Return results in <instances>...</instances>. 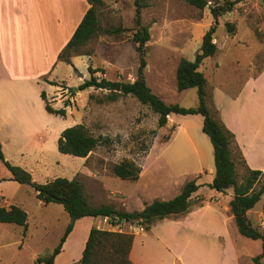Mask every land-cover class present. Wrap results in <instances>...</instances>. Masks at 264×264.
<instances>
[{
    "label": "rangeland",
    "instance_id": "1",
    "mask_svg": "<svg viewBox=\"0 0 264 264\" xmlns=\"http://www.w3.org/2000/svg\"><path fill=\"white\" fill-rule=\"evenodd\" d=\"M206 1L208 6L200 9L186 0H144L147 7L142 13V23L149 27L151 35L145 78L152 91L167 104L184 108L199 106L196 88L178 91L177 68L183 59L195 60L204 35L215 24L211 13L214 8L233 5L231 12L218 19L217 54L206 59L199 69L208 80L207 89L213 100L215 94L239 96L247 80L264 70V0ZM83 3L85 15L90 4L87 0ZM135 17L134 0H103V5L98 7L101 33L72 52V64L58 62L56 58L54 78L59 82L49 83L54 88L34 80L9 82L0 78V85L6 84V88L0 89V95L13 94L9 98V111L14 112L13 130H10L13 134L1 137L5 140V159L30 172L40 184L58 177L78 179L92 206L112 204L118 210L129 212L142 210L155 200L175 198L188 182L202 175L198 184L205 188L200 196L203 198L196 201L202 204L210 192L207 186L216 174L214 148L202 130V115H171L167 125L161 127L159 116L132 96L111 102L107 100L106 90L80 89L91 79L90 67L98 71L96 77L100 80H136L139 56L133 41L137 29ZM227 23L236 26L233 34L228 33ZM3 51L6 60L12 58L13 41H6ZM1 72L6 76V70L1 68ZM44 88L51 96L50 104L56 110L65 109L66 116L46 110L42 98ZM210 108L217 118L215 104ZM76 125H84L93 136L108 141L88 158L60 153L58 141L62 132ZM233 158L241 183L248 171L236 155ZM126 161L134 163L141 173L145 167L138 181L122 180L114 174V166ZM9 177V170L0 161V204L6 208L22 207L28 214V226L14 225L9 229L8 240L20 243L1 249L0 257L5 264L15 261L35 264V256H45L59 244L71 219L62 205H43L31 186L21 185ZM263 184L264 178L256 188ZM217 193L212 192V196ZM263 210L264 197L256 211ZM102 219L88 217L77 221L75 238L70 244L79 245L90 224L109 230L110 225L106 227ZM251 219L258 224V215H252ZM124 226V233L135 234ZM240 239L241 263L255 264L253 258L263 252L262 242L244 236ZM70 254L69 250L58 264H65Z\"/></svg>",
    "mask_w": 264,
    "mask_h": 264
},
{
    "label": "trees",
    "instance_id": "2",
    "mask_svg": "<svg viewBox=\"0 0 264 264\" xmlns=\"http://www.w3.org/2000/svg\"><path fill=\"white\" fill-rule=\"evenodd\" d=\"M90 8L85 14L81 24L74 33L72 39L62 50L58 59L61 62L72 64L70 58L73 51L84 46L101 33L98 18V7L103 5V0H87ZM189 4L205 9L208 6L206 0H186ZM136 6V30L133 41L139 56L137 78L134 82L110 81L96 77L97 70L89 68L91 79L86 81L81 90L90 88L106 90L109 92L108 101L115 102L123 96H132L143 105L148 106L159 116V124L164 127L171 115H202L204 117L203 132L206 134L214 148L216 174L209 187L219 193L232 192L229 206L234 215L240 234L246 238L261 241L263 252L253 259L255 264H263L264 259V231L254 227L248 217V211L252 210L264 195V184L257 189V185L264 178V172L251 170L246 167L242 152L237 145L234 134L226 128L218 117H214L210 106L214 108L213 96L208 92V80L199 69L203 62L214 57L218 52L215 43V33L218 28L220 16L232 11V4L223 8H214L211 13L215 24L206 32L200 51L194 61L183 59L177 68V89L179 92L196 88L199 97V106L196 108H184L179 104H167L148 86L145 78L147 68V44L151 39L148 26L143 25L142 13L147 7L144 0H134ZM229 34L236 31V26L227 23ZM51 85H57L54 82ZM46 102V110L54 115L66 116V110L54 109L47 99L46 93H42ZM108 139L95 137L84 125H76L64 130L58 141L60 153L79 158H88L99 146ZM234 154L243 162L248 173L240 183L238 178L237 163ZM0 161L4 163L11 173V180L21 185L31 186L43 205L60 204L70 216L68 224L59 244L47 255L37 258L35 264H54L56 258L62 253L65 242L74 230L77 221L92 217H108L115 226L121 220L137 222L149 230L158 221L168 217H178L186 214L192 206V197L200 189L197 180L188 182L181 193L171 200H155L147 204L142 211L128 212L118 210L113 205L92 206L85 193L83 183L78 179L58 177L46 184H40L33 180L30 172L12 165L5 159L2 144L0 143ZM113 172L122 180L136 182L140 179L141 169L134 163L126 161L115 165ZM0 223L28 226V214L20 206L10 208L0 207ZM134 235L124 232H114L93 227L89 233L83 255L77 264H133L130 260V251L133 246ZM102 258V256H104Z\"/></svg>",
    "mask_w": 264,
    "mask_h": 264
},
{
    "label": "crops",
    "instance_id": "3",
    "mask_svg": "<svg viewBox=\"0 0 264 264\" xmlns=\"http://www.w3.org/2000/svg\"><path fill=\"white\" fill-rule=\"evenodd\" d=\"M83 2L84 0H0V78L9 82L34 80L43 86L59 82L54 78L57 69L56 58L72 39L85 16ZM9 40L13 41V56L6 60L3 48ZM1 68L6 70V76L1 74ZM2 88H6V84L0 85V89ZM43 92L46 93L48 101H52L47 88H44ZM11 95H13L11 92L10 95L3 97L0 95V143L3 150L5 140L1 137L8 138L13 134L10 133V130H13L14 113L9 111ZM263 96L264 70L255 78L247 80L239 96L215 94L213 100L221 121L235 136L246 167L262 172H264ZM201 176H197V184ZM209 185L207 186L209 195L202 200V204L196 203L203 198L200 196L205 188L200 185L186 214L165 218L149 230L134 234L130 251V260L133 264H242L243 250L239 245L242 235L229 206L232 192L229 191L227 194L218 192L212 196L215 190ZM263 197L264 195L260 202L248 211L251 222L252 215H258V224L255 225L253 222L252 224L262 231L264 210L263 212L256 210ZM0 207L4 206L0 204ZM14 225L16 224L0 223V250L20 243L7 238L9 229ZM93 226L94 224H90L81 243L74 245L70 243L73 237L75 238L76 222L54 264L66 258L69 250L71 254L65 259V264L79 263ZM6 240L7 242H4ZM38 257L39 255L33 258L34 263ZM0 264H5L3 257H0ZM14 264H17L16 261Z\"/></svg>",
    "mask_w": 264,
    "mask_h": 264
},
{
    "label": "built area",
    "instance_id": "4",
    "mask_svg": "<svg viewBox=\"0 0 264 264\" xmlns=\"http://www.w3.org/2000/svg\"><path fill=\"white\" fill-rule=\"evenodd\" d=\"M102 220L103 222L106 223V227L110 225L111 228L108 231H115V229H117L115 232H124L123 231V228L125 227L124 225L128 226V229H130L131 233L137 234V233H143L145 231V228L143 226L141 225L134 226L132 223L127 221L121 220L118 225L114 226L108 217H104V219ZM103 230H107V229H103Z\"/></svg>",
    "mask_w": 264,
    "mask_h": 264
},
{
    "label": "water",
    "instance_id": "5",
    "mask_svg": "<svg viewBox=\"0 0 264 264\" xmlns=\"http://www.w3.org/2000/svg\"><path fill=\"white\" fill-rule=\"evenodd\" d=\"M76 90V89H75ZM123 221H125V220H123Z\"/></svg>",
    "mask_w": 264,
    "mask_h": 264
}]
</instances>
